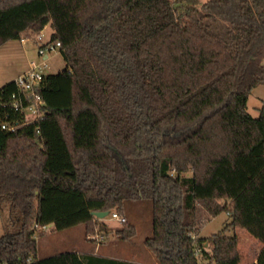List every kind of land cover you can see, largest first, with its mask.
Returning a JSON list of instances; mask_svg holds the SVG:
<instances>
[{"label":"trees","instance_id":"trees-1","mask_svg":"<svg viewBox=\"0 0 264 264\" xmlns=\"http://www.w3.org/2000/svg\"><path fill=\"white\" fill-rule=\"evenodd\" d=\"M47 25L65 67L39 87L45 113L0 129V264H135L37 258L43 226L104 237L93 213L125 216L135 200L152 203L144 244L158 264H242L229 227L262 243L251 264H264V108L247 111L264 85V0H0V46ZM223 210L224 230L199 237Z\"/></svg>","mask_w":264,"mask_h":264},{"label":"rangeland","instance_id":"rangeland-1","mask_svg":"<svg viewBox=\"0 0 264 264\" xmlns=\"http://www.w3.org/2000/svg\"><path fill=\"white\" fill-rule=\"evenodd\" d=\"M206 0H200L204 2ZM52 32L51 26L47 25L41 31L44 34V40L50 37ZM37 44L31 39L9 40L0 46V87L5 83L14 80L19 74L23 73L27 68L31 59H38ZM48 73H56L65 67V62L59 51H55L50 55L48 61ZM264 108V85H259L254 88L247 100V111L253 117H258L261 110ZM8 216L6 208L0 209V237L6 231L5 220ZM125 216L127 223L135 228V235L130 241L119 240L114 235V229H118L122 225L108 215L103 218V223L112 231L107 238L103 237L102 251L113 254L120 248V256L131 259L138 258L143 254H148L153 257L150 250L145 246L144 241L152 234V203L150 200H135L128 201L125 204ZM230 221L226 211H221L216 216L212 217L198 232L199 237H209L212 234L222 232L226 224ZM53 228V227H52ZM48 233L50 231H47ZM53 233H56L53 235ZM47 238L38 240L39 256L54 254L59 251L71 249L74 245L76 248L83 247L85 243L94 245L96 242L102 241L98 234L95 239L86 241L84 238V228L82 225H77L62 231H53ZM228 236L238 237V250L242 258V264H250L255 259L258 253V240L251 236L246 230L240 227H229L225 231ZM149 238V237H148ZM118 239V241H116ZM116 242V243H115ZM45 243V246H44ZM100 243V242H99ZM110 249V250H109ZM137 255V256H136ZM202 264L206 262H201Z\"/></svg>","mask_w":264,"mask_h":264},{"label":"built area","instance_id":"built-area-1","mask_svg":"<svg viewBox=\"0 0 264 264\" xmlns=\"http://www.w3.org/2000/svg\"><path fill=\"white\" fill-rule=\"evenodd\" d=\"M25 39H31L37 44L38 59H31L28 68L13 80L16 90L6 98L0 99V109L5 115V120L0 123V129L6 132H15L19 123L33 121L44 115L45 102L39 94V87L49 68L50 55L57 50L60 53V42L53 41L50 37L44 40V34L41 32L21 41ZM11 114H16L17 117L7 119L6 117L10 118ZM110 217L119 224L127 220L116 211H112ZM42 229H45V226ZM99 238L102 240L103 235Z\"/></svg>","mask_w":264,"mask_h":264},{"label":"crops","instance_id":"crops-1","mask_svg":"<svg viewBox=\"0 0 264 264\" xmlns=\"http://www.w3.org/2000/svg\"><path fill=\"white\" fill-rule=\"evenodd\" d=\"M79 225H82L83 228H84V238H85V226L83 224H79ZM52 227H53V225H47V226H45V229H43L45 231V234L43 236H39L37 238V258L38 259L50 257V256H53L55 254H58V253H61V252H65V251H75V252H77L78 254H81V255L99 256V257H103V258H107V259H113V260H117V261H128V262H132V263H135V264H158V262H157V260H156V258H155V256L153 254H152L153 257H150L148 254H143L141 256H139V255L137 256L136 255L138 257L136 259H131V258H128V257H123L122 255L120 256V252H119L120 251V248L117 251H113V254L112 255L109 254V252H105L106 250L102 251L103 247L105 248V246H103V247L101 246L103 244L102 243L103 242V239H102V241H99L100 243L99 242L98 243L96 242L94 245H92L91 243H89V244L88 243H85L83 245V247L80 248V250H79V248H76V246L72 245L71 246V249L59 251V252H56L54 254H48L46 256H44V255L43 256H39V254H38V240L39 239L40 240L41 239H45V238H47V236L51 232L53 233ZM47 231H50V232L48 233ZM54 234H56V233H53V235ZM107 236L104 235V238H107ZM148 237H150V236H148ZM87 240H89V242L91 241L89 238L86 239V241ZM116 241H118V239ZM258 242H259V243H257L259 245V247H258L259 248L258 249V253H257L255 259L253 260V262H255L258 254H259V252H260V250L262 248V243L260 241H258ZM44 246H45V243H44ZM204 246H206V243L204 244ZM90 261L93 262L94 260L93 259H90Z\"/></svg>","mask_w":264,"mask_h":264},{"label":"water","instance_id":"water-1","mask_svg":"<svg viewBox=\"0 0 264 264\" xmlns=\"http://www.w3.org/2000/svg\"><path fill=\"white\" fill-rule=\"evenodd\" d=\"M97 218L103 219L106 216H108L109 212L108 211H97L93 213Z\"/></svg>","mask_w":264,"mask_h":264}]
</instances>
